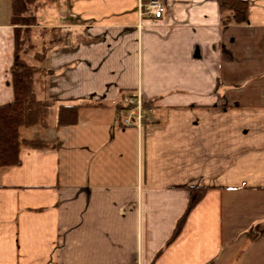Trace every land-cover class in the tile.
Masks as SVG:
<instances>
[{"label": "crops", "instance_id": "crops-1", "mask_svg": "<svg viewBox=\"0 0 264 264\" xmlns=\"http://www.w3.org/2000/svg\"><path fill=\"white\" fill-rule=\"evenodd\" d=\"M39 1L33 58L41 29L60 42L34 58L36 96L82 106L55 137L30 136L55 145L0 169V264H264V0L241 24L220 0H162L160 18L139 15L147 0ZM10 15L0 0V104ZM137 90L142 128L115 108Z\"/></svg>", "mask_w": 264, "mask_h": 264}, {"label": "trees", "instance_id": "trees-1", "mask_svg": "<svg viewBox=\"0 0 264 264\" xmlns=\"http://www.w3.org/2000/svg\"><path fill=\"white\" fill-rule=\"evenodd\" d=\"M40 3L39 0H11L10 23L13 25L14 48L10 68V84L14 97L10 102L0 104V169L19 163L18 154L21 147H45L49 144L41 138L22 137L21 129L36 126L48 130L49 136L55 137L58 126L77 122L78 110L82 106L80 104L54 105L49 101L40 100L36 96L35 78L40 68L28 64L23 55L34 48L32 26L38 24L36 9ZM219 3L221 20L224 24L246 22L247 0H220ZM40 31L42 35L41 49L34 53V58L43 61L47 51L58 44L60 39L54 36L45 40L47 30L43 28ZM51 72L50 70L45 71L46 74ZM125 95L123 94V97ZM142 106L146 111L152 109V105L145 100H143ZM115 108L120 114L126 105L121 101L115 105ZM49 117H52L50 122ZM147 122H150V119H147ZM51 145H55V142ZM204 189L202 185L191 188L192 193L187 208L178 220L168 241L178 234L188 212L202 196Z\"/></svg>", "mask_w": 264, "mask_h": 264}, {"label": "built area", "instance_id": "built-area-1", "mask_svg": "<svg viewBox=\"0 0 264 264\" xmlns=\"http://www.w3.org/2000/svg\"><path fill=\"white\" fill-rule=\"evenodd\" d=\"M163 14L164 5L162 0H147L139 9L140 16L146 15L160 18ZM143 100L138 90L132 91L123 97L122 101L126 105V108L121 111V121L123 125L142 128L148 123V110L146 111L143 108Z\"/></svg>", "mask_w": 264, "mask_h": 264}, {"label": "rangeland", "instance_id": "rangeland-1", "mask_svg": "<svg viewBox=\"0 0 264 264\" xmlns=\"http://www.w3.org/2000/svg\"><path fill=\"white\" fill-rule=\"evenodd\" d=\"M42 8L43 9H46L45 8V6L44 5H42ZM40 10V9H39ZM33 50H31V51H29L28 53H26L25 55H24V60L28 63V64H30V65H32V64H36V62H35V60H34V58H33ZM90 118H99L98 116H91ZM51 119H52V117H49V122L51 121ZM35 129H37V127L36 126H33V127H30V128H26V129H21V135H22V137H30V136H32V134H33V132H34V130Z\"/></svg>", "mask_w": 264, "mask_h": 264}]
</instances>
